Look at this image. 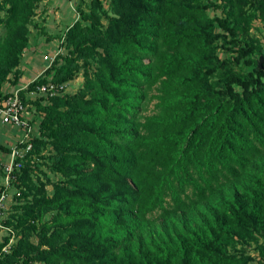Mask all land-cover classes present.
<instances>
[{
  "label": "trees",
  "instance_id": "16d2710c",
  "mask_svg": "<svg viewBox=\"0 0 264 264\" xmlns=\"http://www.w3.org/2000/svg\"><path fill=\"white\" fill-rule=\"evenodd\" d=\"M40 1L0 0V101L4 82H20ZM108 1L80 10L60 42L66 53L29 82L68 80L79 60L98 54L79 92L36 103L47 138L32 137L34 149L50 143V166L64 179L51 196H37L34 161L23 164L16 174L24 201L15 204L22 210L4 223L22 226L36 206L56 208L57 223L43 236L48 247L27 258L43 251L46 264H254L229 246L256 233L264 240V62L251 45L235 43V59L247 55L252 67L216 83L208 76L226 61L215 42L235 33L225 17L210 16L200 0ZM151 100L154 110L144 112ZM209 200L208 220L160 241L145 237L156 219ZM26 245L33 248L21 237L0 264H17Z\"/></svg>",
  "mask_w": 264,
  "mask_h": 264
},
{
  "label": "rangeland",
  "instance_id": "374dc122",
  "mask_svg": "<svg viewBox=\"0 0 264 264\" xmlns=\"http://www.w3.org/2000/svg\"><path fill=\"white\" fill-rule=\"evenodd\" d=\"M73 7L75 10L76 18L80 15V10L88 11L91 8L92 0H72ZM202 3L207 4V12L210 16H220L225 17L227 22L234 26L235 33L234 37L229 33H226L225 37H219L214 45L215 56L221 60L225 59L226 63L218 69L214 74L208 76V79L216 83L222 82V80L230 74L231 72H246L251 69L252 65L247 64L244 60L247 55L238 57V51L236 49L238 43L240 45L249 44L253 47V55L259 59L260 56H264V0H200ZM109 3L105 0V6ZM45 5L42 0L39 2L35 16L33 17L32 24L29 26V37L33 39L39 31L34 27H40L38 21L36 20L37 11L42 9ZM69 18V17H68ZM75 18V19H76ZM74 19V20H75ZM74 20H71L66 25H64L58 33L55 35H50L54 43L49 46L42 47L41 50L36 51L40 62L37 63L36 68H25L22 65V77L20 83L16 84L17 87H22L20 93L25 98L26 95L24 91L27 89L34 88V86L29 87V82L34 80L49 64L52 62L57 54H64L67 51V47L60 45L62 41L65 30L69 24ZM233 40H237L233 41ZM36 44V43H34ZM33 51V50H32ZM25 52V50H24ZM23 52V53H24ZM24 56H22L23 59ZM43 60V61H42ZM147 61V59H145ZM216 60V59H214ZM98 67V54L97 52L92 53L86 59L79 60V67L77 68L76 74L65 81L58 82L53 81L57 84L56 94L68 95L72 97L75 93L79 92L89 78L93 75V72ZM10 78L8 81L4 82L3 90L5 92H10L11 88L16 87L10 83ZM46 82V81H45ZM52 95V96H54ZM51 96L40 95L38 92L28 93L25 98L26 104V114L29 117V123L31 125L32 131L28 137V141L24 142V147L21 162L25 164L28 161H34L32 163V169L30 170V176L34 186L31 191L37 192V196L42 194L43 197L51 196L54 188V183L59 179H64V176L60 172H56L50 166L53 160V154L55 152L53 146L48 143L46 145H41L38 151L34 149L32 137L41 136L42 138H47L44 134L40 133L39 122L43 117L44 112L41 111L36 103L46 104L49 102ZM154 110V100H151L147 104V109L144 112H152ZM20 138V129L16 128L15 125H1L0 124V178L5 174L3 162L6 161L8 150L12 146H15ZM20 175V171H17ZM16 174V178L13 181V187L15 190H20L18 186L19 175ZM234 187V184H230L226 187L225 191L230 192ZM15 193V192H14ZM11 195V200L8 203L7 216L11 215L14 211H21L22 208L16 206L15 204L20 203L24 200H19L18 196ZM32 195H28L30 198ZM212 201H206L194 208L193 210L186 213H176L169 218H158L153 223L149 224L145 231V237H152L153 239L160 241L166 239L168 236L174 235L176 232H182L184 228L190 227L192 224H201L203 221L208 220L213 212ZM57 210L50 204L39 205L34 208L32 214H30L22 226L13 227L15 230V240L16 243L20 238L28 241L29 245H26V251H22L17 264H46L43 256V251L38 255L36 259H27L31 254L35 253V250H40L47 248L48 245L43 243V236L50 235L54 226L57 223ZM6 224V223H5ZM42 235V236H41ZM15 243V244H16ZM264 243L263 237L256 233L255 238L246 239H236L233 244L229 246V251H243L246 254H250L253 257L254 264H261V260H264ZM37 246V248H36ZM13 246L7 252L1 255L0 259L4 258L6 254L11 253ZM14 264V263H13ZM53 264H74L68 260H58L55 259Z\"/></svg>",
  "mask_w": 264,
  "mask_h": 264
},
{
  "label": "built area",
  "instance_id": "2783aa9c",
  "mask_svg": "<svg viewBox=\"0 0 264 264\" xmlns=\"http://www.w3.org/2000/svg\"><path fill=\"white\" fill-rule=\"evenodd\" d=\"M72 1V0H71ZM24 85L12 88L10 92L0 101V124L15 125L20 129V138L15 146H12L7 153L6 161L3 162L5 174L0 178V257L4 252L11 249L16 243L15 230L8 224L4 223L7 217L8 203L13 193L19 195V190L13 187V181L16 178L17 170L23 165L21 158L23 154L24 142L28 141V137L32 131L29 123V117L26 114L25 98L28 93L38 92L40 95L52 96L56 93L57 84L52 80L35 84L34 88L24 91L26 97L20 93Z\"/></svg>",
  "mask_w": 264,
  "mask_h": 264
},
{
  "label": "crops",
  "instance_id": "0c3cea01",
  "mask_svg": "<svg viewBox=\"0 0 264 264\" xmlns=\"http://www.w3.org/2000/svg\"><path fill=\"white\" fill-rule=\"evenodd\" d=\"M42 2L45 5L36 14V20L40 27H34L35 32L39 31V33L33 39L29 37V43L24 49L22 65L24 64L25 68H36L40 58L34 50L37 48L38 51L42 47L52 45L54 40L50 38V35H55L64 25L76 18L71 0H42Z\"/></svg>",
  "mask_w": 264,
  "mask_h": 264
},
{
  "label": "water",
  "instance_id": "95a60500",
  "mask_svg": "<svg viewBox=\"0 0 264 264\" xmlns=\"http://www.w3.org/2000/svg\"><path fill=\"white\" fill-rule=\"evenodd\" d=\"M264 62V56H260L258 59V64L261 65V63Z\"/></svg>",
  "mask_w": 264,
  "mask_h": 264
}]
</instances>
